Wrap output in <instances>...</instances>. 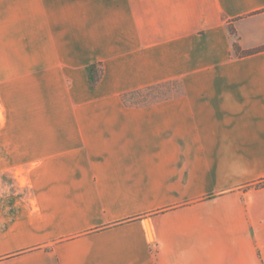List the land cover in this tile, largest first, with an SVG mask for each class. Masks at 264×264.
<instances>
[{"label":"crops","instance_id":"obj_1","mask_svg":"<svg viewBox=\"0 0 264 264\" xmlns=\"http://www.w3.org/2000/svg\"><path fill=\"white\" fill-rule=\"evenodd\" d=\"M235 42L264 0H0V264H264V51Z\"/></svg>","mask_w":264,"mask_h":264},{"label":"rangeland","instance_id":"obj_2","mask_svg":"<svg viewBox=\"0 0 264 264\" xmlns=\"http://www.w3.org/2000/svg\"><path fill=\"white\" fill-rule=\"evenodd\" d=\"M12 49L13 47H10V46L9 47L0 46V74L5 71V66L7 65V70L9 72L8 74L11 76L12 72L18 69V67L16 68V64H18V66L21 64L20 62L18 63V62L11 61L12 58L16 57V55L13 54L14 51ZM6 51H7V56L10 58L8 62H5L4 60ZM21 84L25 86L23 81ZM15 86H19V85H17L16 83ZM1 87L2 86H0V136L1 134L5 133V128H6V125H5L6 111L1 101L2 100ZM12 89L14 90L13 86L9 85V91H11ZM165 91H166L165 84H160V85L150 87L147 89L130 92V94L125 95V100L132 101V102L160 100L167 96ZM11 95L14 96L13 94ZM5 160H6L5 157L0 156V195H5L7 193L16 192L14 178L9 172L5 170V164H4Z\"/></svg>","mask_w":264,"mask_h":264},{"label":"trees","instance_id":"obj_3","mask_svg":"<svg viewBox=\"0 0 264 264\" xmlns=\"http://www.w3.org/2000/svg\"><path fill=\"white\" fill-rule=\"evenodd\" d=\"M233 51H234V53L237 56H248V55H251V54L258 53V52H263L264 51V46L259 47V48L254 49V50L243 51L238 46L237 42H235L233 44ZM99 78H100V70L97 69V67L94 65L93 68H92V73H91L90 78H89V84L91 86H95L98 83ZM128 94H130V93L123 94L122 95V100L127 101V100H125V95H128ZM256 186H264V181L256 184Z\"/></svg>","mask_w":264,"mask_h":264}]
</instances>
